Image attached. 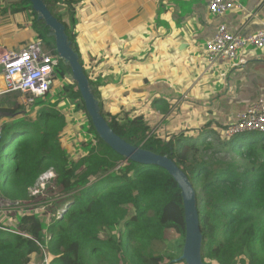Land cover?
Returning a JSON list of instances; mask_svg holds the SVG:
<instances>
[{
    "label": "trees",
    "instance_id": "obj_1",
    "mask_svg": "<svg viewBox=\"0 0 264 264\" xmlns=\"http://www.w3.org/2000/svg\"><path fill=\"white\" fill-rule=\"evenodd\" d=\"M57 1L46 3L73 40L67 9L57 13L51 7ZM26 13L36 26L22 32L23 40L32 35L57 54L51 30L38 20L31 0H0V19H26ZM16 22L21 28L22 21ZM74 45L80 52L78 43ZM80 60L112 129L135 146L173 158L193 183L203 261L264 264V132L227 135L223 130L229 125L214 126L211 121L198 135L189 128L169 131L157 126L156 118L135 113L131 94H114V80L101 78L91 61ZM66 74L71 76L72 70L61 59L53 87H59ZM61 93L71 100V112L61 113L60 101L46 95L34 102V119L18 112L25 106L17 101L20 92L0 99V111L19 113L6 119L10 122L2 127L0 141V198L12 204L11 209H0V264H33L34 254L40 264H186L173 261L182 254L186 236L178 182L165 168L136 162L111 148L98 134L74 80L64 83ZM150 101L161 113L170 112L171 98L153 95ZM74 117L89 132L79 133L78 160L64 146V133ZM49 170L56 174L51 178V207L31 194ZM170 229L177 231L175 238L168 236Z\"/></svg>",
    "mask_w": 264,
    "mask_h": 264
},
{
    "label": "crops",
    "instance_id": "obj_2",
    "mask_svg": "<svg viewBox=\"0 0 264 264\" xmlns=\"http://www.w3.org/2000/svg\"><path fill=\"white\" fill-rule=\"evenodd\" d=\"M238 2L221 15L212 13L206 0H58L51 7L57 13L67 9L80 56L101 78L114 80V94L125 90L133 96L135 113L156 118L157 126L169 131L189 128L197 134L208 121L230 125L264 98V49H246L233 62L215 63L205 49L221 23L243 36L264 28V0ZM161 94L171 98L169 113L151 107V97ZM8 118L0 117V126Z\"/></svg>",
    "mask_w": 264,
    "mask_h": 264
},
{
    "label": "built area",
    "instance_id": "obj_3",
    "mask_svg": "<svg viewBox=\"0 0 264 264\" xmlns=\"http://www.w3.org/2000/svg\"><path fill=\"white\" fill-rule=\"evenodd\" d=\"M206 1L210 11L219 15L240 6L239 0ZM205 49L211 63L218 60L233 62L239 58L243 50L264 49V28L243 36L231 32L226 23H221L215 36L206 41ZM60 64L59 55L54 50L48 49L41 40H32L19 50L12 49L4 53L0 51V67H2L0 74L3 76L5 85V88L0 90V97L7 93L20 92L25 95L27 104L34 103L39 97H45L52 91ZM66 80H68L66 75L61 78L62 86ZM72 81L71 78L65 83ZM253 131L264 132V98H259L240 112L236 121L231 123L224 132L227 135H233ZM2 136L3 128L0 126V141Z\"/></svg>",
    "mask_w": 264,
    "mask_h": 264
},
{
    "label": "water",
    "instance_id": "obj_4",
    "mask_svg": "<svg viewBox=\"0 0 264 264\" xmlns=\"http://www.w3.org/2000/svg\"><path fill=\"white\" fill-rule=\"evenodd\" d=\"M38 20H44L55 39L59 57L72 70V79L78 84L86 108L100 137L116 152L139 163L153 164L165 168L178 182L184 200L186 236L182 254L173 261L184 260L186 264H206L202 258L203 233L197 206L196 189L188 175L167 155L155 153L141 146H135L118 135L101 112L100 100L93 92V86L84 70L80 54L75 49L66 30V25L49 9L46 0H31ZM15 113L0 112V117H12Z\"/></svg>",
    "mask_w": 264,
    "mask_h": 264
},
{
    "label": "rangeland",
    "instance_id": "obj_5",
    "mask_svg": "<svg viewBox=\"0 0 264 264\" xmlns=\"http://www.w3.org/2000/svg\"><path fill=\"white\" fill-rule=\"evenodd\" d=\"M26 14H27L26 19H24V18L23 19H21V18L16 19L14 16H11V15H9L8 17L7 16L1 17V19H0V51L1 52L4 53L6 51L12 50L11 48H13V47H15L14 48L15 50H19L20 48L23 47L24 44H26V42H28L32 38V35H31L30 37L26 38L25 40L14 45L15 41L21 40L22 32H29L28 30H30V31L33 30L34 22H33V24H31L30 14L29 13H26ZM18 20L22 21V23H21L22 27L21 28L18 27V25H20V24L18 22H16ZM26 20H27V22H26ZM23 23H24V25H23ZM34 26H36V23ZM32 40H34V39L32 38ZM261 51H262V49H261ZM1 72H2V67H0V73ZM66 76L68 77V80L71 79L69 74H66ZM68 80H66L65 82H68ZM0 87H3V85L0 84ZM62 87L63 86H61V84L59 85V87H57V86L53 87L52 91L49 92L45 98L46 99L51 98L53 100V102H55L56 100L57 101L59 100L60 103L58 104V109L60 110L61 113L65 114V113L71 112V109L73 108V106H72L71 100L69 98H68V100H65V98L63 97V95L61 93ZM17 101L19 102V104L25 105L24 108L21 109V111H18V112H21V114H23V117H26L27 114H29V116L27 118L34 119L36 117V110L32 109V106L34 103H32V104L26 103L25 104V102H24L25 100L22 101V100H20L19 97L17 98ZM5 112H8V111H5ZM18 112H16L15 114H19ZM77 119H78L77 117L73 118L70 125L67 127V132L64 133V136H65L64 146H65V148L68 149L70 154L73 155L75 160H78L81 157L80 153H79L81 151V143L79 142V140H81L80 139L81 137L79 136V133H81L83 135H88V133H89L87 130V127L85 125H83L79 119L78 120ZM51 172H53V170H49L48 172L44 173L38 179L36 185L31 188V194L39 195L38 200L42 201V204H48L49 203V207H51V203L49 200L51 198H53L52 193H53V188H54V184H55V180H53V179H54V176H56L55 173L52 174ZM52 177H53V179H51ZM49 183H50V185H49ZM11 207H12V204H10L9 201H7V200L5 201L4 199L0 198V209L1 210H8V209H11ZM13 209H15V208H13ZM60 214H61V210H59L57 212L58 216ZM6 218H7V221H12L9 218V216H7ZM12 222H11V225L14 228L15 225L12 224ZM177 235H178V233L175 229H170L168 231V236L170 238H175ZM32 257H33V264H40V262H38L36 254H34Z\"/></svg>",
    "mask_w": 264,
    "mask_h": 264
},
{
    "label": "bare ground",
    "instance_id": "obj_6",
    "mask_svg": "<svg viewBox=\"0 0 264 264\" xmlns=\"http://www.w3.org/2000/svg\"><path fill=\"white\" fill-rule=\"evenodd\" d=\"M0 77H1V80H2V85H3V89L5 88V85H4V79H3V76L2 75H0ZM2 89V90H3Z\"/></svg>",
    "mask_w": 264,
    "mask_h": 264
}]
</instances>
